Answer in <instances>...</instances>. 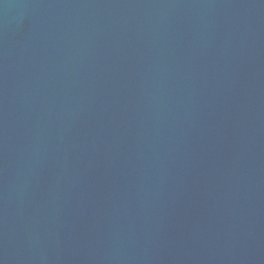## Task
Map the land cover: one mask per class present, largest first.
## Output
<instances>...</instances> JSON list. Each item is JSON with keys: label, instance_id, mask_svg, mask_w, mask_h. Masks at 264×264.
Masks as SVG:
<instances>
[{"label": "water", "instance_id": "obj_1", "mask_svg": "<svg viewBox=\"0 0 264 264\" xmlns=\"http://www.w3.org/2000/svg\"><path fill=\"white\" fill-rule=\"evenodd\" d=\"M0 264H264V0H0Z\"/></svg>", "mask_w": 264, "mask_h": 264}]
</instances>
